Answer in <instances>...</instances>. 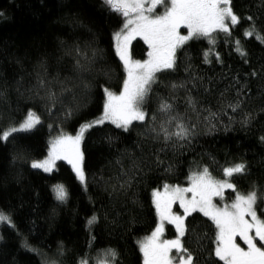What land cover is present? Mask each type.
Masks as SVG:
<instances>
[{
    "label": "trees",
    "instance_id": "16d2710c",
    "mask_svg": "<svg viewBox=\"0 0 264 264\" xmlns=\"http://www.w3.org/2000/svg\"><path fill=\"white\" fill-rule=\"evenodd\" d=\"M232 7L240 22L230 33H212V43L187 41L176 50L175 67L155 74L141 105L144 122L127 131L104 123L85 132L82 184L63 161L49 173L31 163L46 156L52 141L100 118L106 89L121 92L125 71L114 34L124 18L103 0H0V133L29 111L40 119L32 130L0 140V213L11 221L0 223V264H80L82 258L143 264L139 242L159 222L152 193L165 185L186 188L204 168L221 180L224 167L244 163L246 171L231 177L236 192L227 190L221 200L255 191L264 219V0H232ZM147 55L143 41L131 42L133 61ZM161 103L171 111H159ZM230 104L239 107L233 112ZM209 111L217 115L205 121ZM179 121L191 135L166 142L161 125L174 132ZM56 185H63L64 201L57 200ZM184 223L182 240L197 264H223L214 255V223L199 212ZM164 230L165 240L176 238L171 224Z\"/></svg>",
    "mask_w": 264,
    "mask_h": 264
},
{
    "label": "snow or ice",
    "instance_id": "6c2138e0",
    "mask_svg": "<svg viewBox=\"0 0 264 264\" xmlns=\"http://www.w3.org/2000/svg\"><path fill=\"white\" fill-rule=\"evenodd\" d=\"M103 2L111 11L124 18L122 29L114 34L116 53L127 74L122 91L116 95L106 89L107 99L102 117L82 125L74 137L62 135L53 142L47 159L34 161L31 165L34 169L51 172L56 160H67L82 184L85 182V174L80 143L84 133L105 121L125 131L129 129L133 121L144 122L145 112L141 105L150 91L151 84L155 82V74L175 67L176 50L193 38H208L212 43V33L216 31L230 33V28L240 22V18L233 10L232 0H103ZM158 8H162L163 11L157 12ZM181 28L187 29V35L180 34ZM254 31L253 28L245 35L252 36ZM137 36L143 39L149 49L148 60L143 62L133 61L129 53L131 41ZM261 39L264 40V37ZM237 50L244 55L242 50L239 48ZM207 55L208 53H205L206 58ZM77 63L79 65V62ZM39 84L43 87L45 82L41 80ZM50 98L54 101L55 94L52 93ZM189 104L191 105L192 102L189 101ZM229 107L235 112L239 104H230ZM171 108L170 104L161 103L159 111L167 114ZM216 115L209 111V115L205 116L204 120L209 121ZM174 119V117L170 118L166 123L172 124ZM39 123V117L29 111L19 127L13 126L0 133V140L7 141L16 132L30 131ZM192 127L194 128L195 125ZM175 128L176 131L170 132L164 124L161 125L160 132L166 142L173 136L178 140H187L191 135L189 127L182 121L176 122ZM152 131L156 132V129L153 128ZM261 139L264 140V137ZM245 171L244 163L233 164L224 167V178L217 180L211 176L207 168H204L202 172L189 177V187L169 188L165 185L163 194L153 192V203L160 222L151 236L139 242L143 264H197L182 240L186 232L185 218L196 211L208 217L217 229L214 255L219 261L223 264H264V247H262L264 246V219L258 217L255 209L257 192L237 193L234 201L222 208L213 203V197L224 198L225 189L236 192L231 177L243 174ZM54 191L57 200L66 199L63 185H56ZM187 193H191L190 198L187 197ZM177 201L183 209V215L172 212V204ZM165 220L175 226L177 233L175 239L161 240ZM10 222L9 217L0 213V223ZM95 222V216L88 220L89 225ZM237 237L243 245H246V248L237 243ZM173 250H175L174 255H172ZM108 255L115 258L114 251L109 250ZM80 264H88L87 259L82 258ZM99 264H106V262L101 261Z\"/></svg>",
    "mask_w": 264,
    "mask_h": 264
},
{
    "label": "rangeland",
    "instance_id": "374dc122",
    "mask_svg": "<svg viewBox=\"0 0 264 264\" xmlns=\"http://www.w3.org/2000/svg\"><path fill=\"white\" fill-rule=\"evenodd\" d=\"M180 34L181 35H187V29L186 28H181L180 29ZM135 39H139V40H141V41H143V39H141L139 36H137ZM134 39V40H135ZM133 41V40H132ZM131 41V42H132ZM144 42V41H143ZM145 44V43H144ZM131 45V44H130ZM146 46H147V44H145ZM114 48H115V52H116V42H115V40H114ZM147 48H148V46H147ZM148 51H149V49H148ZM129 53H130V46H129ZM116 55H117V53H116ZM118 56V55H117ZM119 58V57H118ZM132 59V58H131ZM120 60V59H119ZM146 60H148V55H147V58L144 60V61H146ZM121 61V60H120ZM141 62H143V61H141ZM122 63V62H121ZM122 65H123V63H122ZM124 67V66H123ZM124 71H125V69H124ZM127 78V74H126V72H125V79ZM122 91V90H121ZM120 94V93H119ZM119 94H116V95H119ZM106 99H107V97H106V95H105V102H106ZM105 102H104V104H105ZM103 112H104V106H103ZM103 112H102V115H103ZM102 115L100 116V117H102ZM26 118V117H25ZM99 119V118H98ZM133 122H135V121H133ZM104 123H111V122H109V121H105ZM103 123V124H104ZM20 124V123H19ZM19 124L18 125H16L15 127H19ZM88 124V123H87ZM111 124H113V123H111ZM98 125H101V124H98ZM113 125H115V124H113ZM37 126V125H36ZM81 128V127H80ZM33 129V128H32ZM31 129V130H32ZM80 130V129H79ZM79 130L76 132V134H74V135H71V136H75V135H77V133L79 132ZM85 134V133H84ZM84 136V135H83ZM83 140V139H82ZM53 142L54 141H52L51 143H50V145H49V147H48V150H47V154H46V156L42 159V160H39V161H43V160H45V159H47L48 158V156H49V152H50V150H51V147H52V144H53ZM81 144H82V141H81V143H80V151H81ZM81 153H82V151H81ZM58 161H63V162H65L67 165H69L70 166V168H71V170H72V166L67 162V160H63V159H58V160H56L55 161V164L58 162ZM33 163V162H32ZM32 163H31V165H32ZM55 167V166H54ZM34 169V168H33ZM54 169V168H53ZM36 170H40V171H42V172H44L42 169H36ZM73 171V170H72ZM44 173H49V172H44ZM73 173H74V171H73ZM74 175H75V173H74ZM75 177H76V175H75ZM76 179H77V177H76ZM78 180V179H77ZM79 181V180H78ZM80 182V181H79ZM81 183V182H80ZM190 186V181H189V183H188V187ZM169 188H174V187H169ZM227 190H231V189H225V192L227 191ZM164 191H165V189L163 188V189H161V190H156V191H154V192H160L161 194H163L164 193ZM225 192H224V195H225ZM187 195V197H191V193H187L186 194ZM219 199V201L217 202V200ZM152 201H153V193H152ZM213 203L217 206V207H224L226 204H231V203H225V202H223V200H221V198L220 197H213ZM153 205H154V203H153ZM175 206L176 207H178L179 209H181L182 210V212H183V209L180 207V204H179V202L177 201L176 203H173L172 204V212L173 213H175L176 215H181V214H179V213H177L176 211H175ZM154 208H155V205H154ZM155 211H156V208H155ZM196 212H199V211H196ZM157 213V212H156ZM199 213H201V212H199ZM202 214V213H201ZM158 216V215H157ZM158 218H159V216H158ZM248 219H250V217H248ZM159 222H160V219H159ZM158 222V223H159ZM165 224H169L166 220L164 221V224H163V228H164V226H165ZM174 228H175V226L173 225V224H171ZM157 226V225H156ZM156 228V227H155ZM155 230V229H154ZM153 230V231H154ZM175 230H176V228H175ZM152 231V232H153ZM164 232H165V230L163 231V235H164ZM152 234V233H151ZM151 234H149L148 236H146L143 240H145L147 237H149V236H151ZM163 235H162V237H161V240H165L164 238H163ZM237 239V243H239V244H241V246L242 247H245L246 248V245H243V242L242 241H240L239 240V237H237L236 238ZM142 240V241H143ZM141 255H142V259H143V254L141 253Z\"/></svg>",
    "mask_w": 264,
    "mask_h": 264
}]
</instances>
